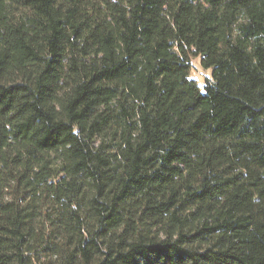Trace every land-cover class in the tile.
I'll return each mask as SVG.
<instances>
[{
	"label": "trees",
	"instance_id": "16d2710c",
	"mask_svg": "<svg viewBox=\"0 0 264 264\" xmlns=\"http://www.w3.org/2000/svg\"><path fill=\"white\" fill-rule=\"evenodd\" d=\"M0 264H264V0H0Z\"/></svg>",
	"mask_w": 264,
	"mask_h": 264
},
{
	"label": "rangeland",
	"instance_id": "374dc122",
	"mask_svg": "<svg viewBox=\"0 0 264 264\" xmlns=\"http://www.w3.org/2000/svg\"><path fill=\"white\" fill-rule=\"evenodd\" d=\"M192 70H191V78L196 80L201 90L204 91V87L206 85V81L211 78V70L205 71L202 66L199 58L192 59Z\"/></svg>",
	"mask_w": 264,
	"mask_h": 264
}]
</instances>
